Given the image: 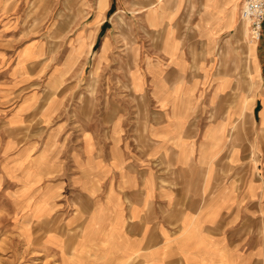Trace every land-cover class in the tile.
<instances>
[{"label": "rangeland", "instance_id": "rangeland-1", "mask_svg": "<svg viewBox=\"0 0 264 264\" xmlns=\"http://www.w3.org/2000/svg\"><path fill=\"white\" fill-rule=\"evenodd\" d=\"M195 1L0 0V264H116L113 252L98 254L108 244L89 238L97 234L89 228L93 204L116 193L124 211L128 175H146L135 165L176 184L175 165L167 169L163 156L150 155L149 135L172 119L170 104L182 105L168 98L179 66L193 94L186 139L193 158L210 154L201 150L207 137L211 144L220 138L221 147L227 139L218 135L228 128L234 153L242 147L243 156L230 171L224 159L232 149L210 154L217 186L229 174L235 190L257 172L264 180L262 29L250 43L239 0L226 32L207 30V50ZM252 248L236 247L238 264ZM122 264L148 263L135 257Z\"/></svg>", "mask_w": 264, "mask_h": 264}, {"label": "crops", "instance_id": "crops-1", "mask_svg": "<svg viewBox=\"0 0 264 264\" xmlns=\"http://www.w3.org/2000/svg\"><path fill=\"white\" fill-rule=\"evenodd\" d=\"M238 2L239 0L195 1L197 8L202 10L203 16L199 18V25L206 29L201 36L207 50L210 45L208 31L216 32V35L226 32L227 27L234 21ZM240 3L241 8L242 0ZM262 27L264 45V23ZM176 47L172 44L167 46V49L174 53ZM252 47L253 45L245 49L248 59L253 52ZM183 70L182 66L176 68L173 76L177 73L176 77L179 79L172 86L171 96L168 97L173 101L172 104L176 103L178 98L182 99V105H179L178 109V106L175 108L169 103V106H172V119L169 122L166 118L163 122L158 121L156 126L151 127L153 130L149 135L153 150L150 151V155L163 156L167 169L175 165L174 172L179 177L174 179L176 184L169 185L173 180L164 178L162 173L159 174V178L155 177L153 167L146 168L144 165L131 167L134 170L144 168L146 175L143 181L131 179L128 175V180L123 182V185L128 184L130 189V203L124 209L128 210L129 229L123 227V205L115 193L112 194L113 197L111 196L113 200L110 198L107 202L101 200L94 202L89 228L96 229L97 234L89 238L98 236L94 245L108 244L107 247H100L98 254L105 258V254L113 252L116 257L112 261H116V264H122V260L135 257L148 264H238L239 258L234 257L236 247L250 243L255 248L247 252L251 257L242 261L246 264H264V180L257 172L252 174V178L245 184L242 181L240 190H235L233 175L229 174L225 176L224 183L217 186L215 176L217 161L212 159L215 149L219 151L225 148L227 152L232 149V155L231 153L229 155L232 158L225 156L224 159L225 166L230 171L233 166L231 163L239 161L240 156H243L242 147L234 153L236 143L229 141L228 128L223 129L218 135L227 139L221 147L220 138H215L213 144L208 137L204 140L206 145L201 150H205L204 154H212L211 156L209 154L206 159L204 156L200 160L193 158V144L186 140L190 136L187 124L190 114L188 104L193 94L192 89L185 85L182 76L178 75L182 74ZM158 73L161 74L160 77L162 76V86L168 87L170 83L166 78L169 77L163 76L162 72ZM162 88L167 91L165 87ZM172 123L174 126H171ZM167 153L174 156L175 164L169 163L165 156ZM247 156L248 154L243 157L246 161ZM171 160L174 162L173 158ZM243 166L246 169L251 167L249 162H243ZM241 167L242 165L240 169ZM91 196L93 195L87 194L83 197L86 206L92 203ZM244 217L247 219H243ZM252 220L254 222H251ZM251 229L254 231L249 232Z\"/></svg>", "mask_w": 264, "mask_h": 264}, {"label": "built area", "instance_id": "built-area-1", "mask_svg": "<svg viewBox=\"0 0 264 264\" xmlns=\"http://www.w3.org/2000/svg\"><path fill=\"white\" fill-rule=\"evenodd\" d=\"M241 20L249 28V40L257 41L264 23V0H242Z\"/></svg>", "mask_w": 264, "mask_h": 264}, {"label": "bare ground", "instance_id": "bare-ground-1", "mask_svg": "<svg viewBox=\"0 0 264 264\" xmlns=\"http://www.w3.org/2000/svg\"><path fill=\"white\" fill-rule=\"evenodd\" d=\"M230 2V1H229ZM250 41V40H249ZM254 42V41H253ZM252 41H251V43H253ZM172 48V47H171ZM161 75V74H160ZM189 105V104H188ZM183 107V106H182ZM175 108H176V106H175ZM188 108V107H187ZM178 109H179V106H178ZM181 110H182V108H181ZM188 111V110H187ZM182 113V112H181ZM189 115V114H188ZM186 116V115H185ZM184 119V118H183ZM180 124H182V123H180ZM74 259V258H73Z\"/></svg>", "mask_w": 264, "mask_h": 264}]
</instances>
